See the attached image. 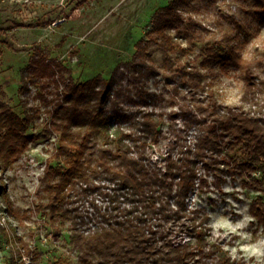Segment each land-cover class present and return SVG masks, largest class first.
<instances>
[{"label": "rangeland", "instance_id": "374dc122", "mask_svg": "<svg viewBox=\"0 0 264 264\" xmlns=\"http://www.w3.org/2000/svg\"><path fill=\"white\" fill-rule=\"evenodd\" d=\"M166 2L0 0V84L5 91L4 100L18 113L22 112V103L38 110L29 128L33 140L2 173L5 195L0 197V222L9 228L11 242L3 243L0 237V264L7 263L11 250L22 256L24 264H56L65 257L76 260L77 251L69 242L71 219L61 216L51 219L48 209L40 206L48 200L42 181L45 167L48 163L57 164L53 154L59 138L48 129L50 109L69 81L83 82L97 74L108 78L116 65L128 61L134 43ZM180 13L183 30L169 31L188 52L174 54L176 60L200 61L205 44L228 36L230 44L252 63L251 80L255 84L244 93L245 81L238 68L201 67L206 87L194 99L191 92L175 88L178 73L175 68L164 66L161 52L154 49L151 57L155 70L148 74L144 89L150 96L146 98L121 66L119 104L108 103L106 111L111 128L135 129L122 108L141 106L162 115L157 139L149 136L146 145L150 164L161 171L165 170L167 159L182 150L179 144L195 141L198 135L195 119L210 121L222 116L228 106L238 105L264 118V0H190ZM31 58L48 67L41 78L29 79ZM49 69L54 74L49 75ZM210 87L218 110L208 115ZM200 165L199 171L207 182L194 189L187 200L188 208L207 217L211 238L228 249L232 257L244 264H264V225L250 211L255 198H264V182L259 184L260 188L246 182L263 181L262 175L257 172L244 176L225 166L210 169ZM94 197L102 211L111 210L105 197L98 194ZM8 204L13 214L7 210ZM74 206L82 214L91 210L87 202L77 201ZM186 227L173 226L169 239L186 240L189 237ZM27 248H36L41 254L37 258L23 255ZM206 262L209 264L211 259Z\"/></svg>", "mask_w": 264, "mask_h": 264}, {"label": "trees", "instance_id": "16d2710c", "mask_svg": "<svg viewBox=\"0 0 264 264\" xmlns=\"http://www.w3.org/2000/svg\"><path fill=\"white\" fill-rule=\"evenodd\" d=\"M189 4L190 0H167L134 43L128 61L116 65L108 78L97 74L83 82L69 81L61 91V98L51 107L48 129L58 134L59 143L53 154L57 164L48 163L45 167L42 181L48 200L40 206L48 209L51 219L56 216L71 219L69 242L77 251L75 261L65 257L56 264H208V259L209 264H244L211 238L207 217L188 208L187 200L197 186L207 182L199 171V163L200 167L210 169L225 166L244 176L258 172L263 181L246 182L261 187L264 118L238 105L228 106L222 116L210 121L195 119L198 123L195 141L179 144L182 150L169 157L165 170L161 171L150 164L146 145L149 136L157 139L162 115L141 106L122 108L135 129L117 126L112 130L106 112L108 103L119 104L121 66L141 94L150 96L144 87L148 74L155 70L151 57L154 49L161 52L164 66L175 68L178 73L175 88L191 92L194 99L206 87L201 67L233 66L240 70L245 81L244 93L254 87L252 63L230 44L228 36L205 44L200 61L175 59L174 54L186 53L188 49L177 43L169 30L178 33L183 30L180 11ZM28 66L30 80L41 78L48 68L43 61L39 63L33 58ZM48 74H54V70L49 69ZM4 96L0 84V197L5 195L2 173L27 150L34 138L29 128L38 113L25 103L18 113ZM207 96L211 98L208 115L215 114L218 102L211 87ZM93 148L96 152L90 151ZM94 194L105 197L111 210L102 211ZM77 201L87 202L91 210L79 213L78 207H72ZM7 210L13 214L9 204ZM250 211L264 225V198H255ZM184 225L189 237L179 242L170 240L172 227ZM0 237L3 243L11 242L10 230L1 222ZM10 253L6 264H24L21 255L16 256L12 250ZM40 254L36 248H27L23 253L30 258Z\"/></svg>", "mask_w": 264, "mask_h": 264}]
</instances>
